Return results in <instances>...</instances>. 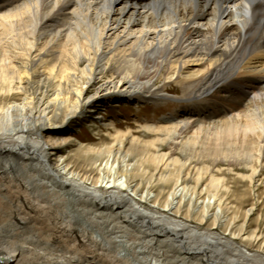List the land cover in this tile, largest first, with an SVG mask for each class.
<instances>
[{
    "label": "bare ground",
    "instance_id": "6f19581e",
    "mask_svg": "<svg viewBox=\"0 0 264 264\" xmlns=\"http://www.w3.org/2000/svg\"><path fill=\"white\" fill-rule=\"evenodd\" d=\"M171 84L223 105L63 131ZM0 264H264V0H0Z\"/></svg>",
    "mask_w": 264,
    "mask_h": 264
},
{
    "label": "rangeland",
    "instance_id": "374dc122",
    "mask_svg": "<svg viewBox=\"0 0 264 264\" xmlns=\"http://www.w3.org/2000/svg\"><path fill=\"white\" fill-rule=\"evenodd\" d=\"M181 96H182L181 92L177 90V86H174L173 84H171V90L168 93V99H164L162 102L157 103L152 100H142V99L138 100L135 97H132L129 100H123L120 98L111 99L107 103L106 102L103 104L99 103L96 106L95 112L93 114L88 113V114H85L83 117L79 116L80 120L78 121L76 120L77 122H74L73 125H71V122L67 123L66 126L63 127V131H67L66 135L72 136L78 142L83 141L85 143V142H88L90 139L97 136V133H99V131L104 128V125H103L104 122H112L118 127L120 126V128H124L127 125H131L132 127L136 125L137 126L158 125L160 124L161 120L168 119V118L174 119V121L176 122H181V121H185L187 117L185 116V113H188L187 111L188 109L189 110L191 109V113H193L194 115L199 116L203 114L207 115L208 111H211V113L214 114L213 112L217 111L218 109H213V108L217 107L219 104L220 106L223 105V103L221 104L220 102L221 100L216 103L215 98L212 99V97H208V96L194 98L189 101L182 100ZM221 96H223L222 101L223 99L225 101V98L228 97L229 95L222 93ZM251 96L256 97L257 95L253 94ZM124 101H127V102H124ZM239 101L241 102L244 100L240 99ZM208 108L209 109L211 108V109L209 110ZM228 111H229V114L226 113L228 116L227 115H225L226 117L216 116V118L210 119L209 121L208 119H204L201 121L202 123L200 125L202 124L205 125V123L203 122L207 123V122H213L217 120L223 121L226 119H232V116H234V114H237L238 112L237 110L230 109V108H228ZM177 112L179 113L178 115H176ZM89 116H92V118L90 119ZM98 116H101L103 118L99 120L97 126H95L96 128L95 130V128H92L89 121H93L92 119ZM197 116L194 119H197ZM213 131H211L208 134L207 133L201 134L200 141L201 140L207 141L206 143L209 142V144L214 143L217 138L215 136L216 131L214 132ZM194 133H195V130L192 134ZM97 139H99L98 136H97ZM62 149H65L64 146H62ZM77 149H78V146H72L68 149L66 154H69V153L73 154L76 152ZM235 165L236 164L233 163L231 166H228V164L226 165L225 163L220 162L219 164H215L214 166H212V168H232L234 170V173L239 172L238 168H241V167L235 166Z\"/></svg>",
    "mask_w": 264,
    "mask_h": 264
}]
</instances>
